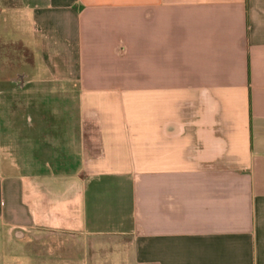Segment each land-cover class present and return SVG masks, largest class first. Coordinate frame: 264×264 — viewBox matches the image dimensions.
<instances>
[{"label": "crops", "instance_id": "obj_1", "mask_svg": "<svg viewBox=\"0 0 264 264\" xmlns=\"http://www.w3.org/2000/svg\"><path fill=\"white\" fill-rule=\"evenodd\" d=\"M6 3L31 35L0 38V264H62L46 233L264 264V0Z\"/></svg>", "mask_w": 264, "mask_h": 264}, {"label": "rangeland", "instance_id": "obj_2", "mask_svg": "<svg viewBox=\"0 0 264 264\" xmlns=\"http://www.w3.org/2000/svg\"><path fill=\"white\" fill-rule=\"evenodd\" d=\"M8 4H16V0H7ZM6 3V5H7ZM30 22L19 11H0V38L2 40H18L19 35H31ZM11 50L15 60L23 59L24 51L14 45L12 48H0V69L3 53ZM44 254L38 256L44 263L58 262L62 264H132L128 257L127 240L112 236H89L80 233H61L60 236L45 234L38 241ZM17 264H27L23 258L17 257ZM26 261V262H25Z\"/></svg>", "mask_w": 264, "mask_h": 264}]
</instances>
